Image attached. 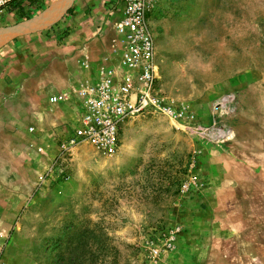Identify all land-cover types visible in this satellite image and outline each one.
<instances>
[{"label": "rangeland", "instance_id": "obj_1", "mask_svg": "<svg viewBox=\"0 0 264 264\" xmlns=\"http://www.w3.org/2000/svg\"><path fill=\"white\" fill-rule=\"evenodd\" d=\"M82 10L20 37L16 90L37 87L39 102L97 75L113 16L88 29L89 55L61 52L72 26H92ZM25 19L16 8L0 26ZM148 22L158 86L180 114L126 121L116 153L67 146L74 117L50 128L25 93L18 114L2 106L0 264H264V0H154Z\"/></svg>", "mask_w": 264, "mask_h": 264}, {"label": "built area", "instance_id": "obj_2", "mask_svg": "<svg viewBox=\"0 0 264 264\" xmlns=\"http://www.w3.org/2000/svg\"><path fill=\"white\" fill-rule=\"evenodd\" d=\"M19 0H0V13L17 8ZM27 0L20 2L21 6ZM154 0H112L108 15L114 18L117 39L103 59L99 72L75 90L77 125L67 146L91 145L111 155L120 147L123 124L145 113L176 117L179 111L158 86L155 43L148 13ZM65 96L52 95L51 103ZM157 253V250H154Z\"/></svg>", "mask_w": 264, "mask_h": 264}, {"label": "crops", "instance_id": "obj_3", "mask_svg": "<svg viewBox=\"0 0 264 264\" xmlns=\"http://www.w3.org/2000/svg\"><path fill=\"white\" fill-rule=\"evenodd\" d=\"M111 2L112 0H73L72 4L65 9V11L61 14L58 20L66 19L65 15H68V14H70L69 16L76 18V14H79L82 9H83L82 12L85 11V8L88 5L90 6V3H91V7H92L91 12L93 13L92 17H90V15L84 14L82 18H85V19L91 18L90 20H91L92 26L85 25L82 28L86 31L85 35L81 37L75 36L76 37L75 38L73 34L76 33V26H72L70 23L69 25L72 26V28H74V30H72L74 33L72 34L73 36L69 34L67 35V37H65L61 41V52L62 53H65V52L69 53L70 49H74L76 52L75 53L76 55L82 54V56H84L85 53L89 55V53L93 52V49L96 47L98 41L96 40L95 37L92 39L88 38V40H86L87 39L86 33L88 32V29L90 30V28H92V31L94 32H98L99 30H102V28H104L105 24L108 21L107 17H108V11H109V6L111 5ZM68 9H70L69 12L67 11ZM102 10L104 11L103 15L97 14V13L102 12ZM14 11H16V8L5 10L4 12L13 13ZM72 13H76V14L72 15ZM58 20H56L55 22H57ZM71 21H74V20H71ZM17 23L15 21L14 23L9 24L7 26H0V30L7 28V27H12L13 25ZM43 29H40V30H43ZM80 32L83 33L84 31L81 30ZM27 34H30L31 36V33H27ZM27 34L12 36L10 39L0 44V66H1L0 68V106H1L0 116L5 109L2 106L6 104L12 105L14 107L13 108L14 113L18 114L20 112V109L24 107V101L22 100L21 96H23V94L25 93L24 95L26 96V98H28L29 107L32 108L33 111H35L36 108H39V106H42V104L45 105V108H47L48 110H51V112L45 116L50 128L51 127L54 128V126L61 124V122H63L66 119V116H68V114H71L74 117V120H76L77 119L76 104H74L75 107H73L71 106V102H74V103L75 101L77 102L75 90L80 86V84L84 80L80 83L77 82L76 86L72 87L73 88L72 90H71V87L66 89L67 86H61V87H58L55 85L47 86L46 88L47 94L43 96L42 98H40L39 102L37 100V94H36L37 87L31 88L33 86H29V88H27V90L24 89L23 92L20 91L19 89L16 90V67L21 65L22 62L20 61L26 60V59H23L21 56H19L18 53L16 52L18 49H20V46H21L22 40H19L20 37H24ZM73 39H76V40H73ZM73 74L74 76H76L75 79L77 81L81 79V74L79 73V71L77 70L76 72L73 71ZM7 75L9 76V78H6ZM10 86L12 88H10ZM65 91L67 92L71 91V93L69 92L70 93L69 94V93H66ZM52 95H61L65 97L63 100L59 102L51 103L49 101V97ZM54 112H56V114ZM35 117L36 116H34L33 119H35ZM17 122H18V118L16 119V123Z\"/></svg>", "mask_w": 264, "mask_h": 264}, {"label": "bare ground", "instance_id": "obj_4", "mask_svg": "<svg viewBox=\"0 0 264 264\" xmlns=\"http://www.w3.org/2000/svg\"><path fill=\"white\" fill-rule=\"evenodd\" d=\"M72 2L73 0H53L47 8L42 10L35 17L20 21L12 27L1 29L0 44L10 39L12 36L32 33L49 26L59 19L61 14Z\"/></svg>", "mask_w": 264, "mask_h": 264}, {"label": "trees", "instance_id": "obj_5", "mask_svg": "<svg viewBox=\"0 0 264 264\" xmlns=\"http://www.w3.org/2000/svg\"><path fill=\"white\" fill-rule=\"evenodd\" d=\"M22 0H19L18 2H16V6H17V10L19 12V15L20 17H24V18H29L30 15L26 14V15H23V6L20 5V2ZM28 1V7H31L32 5H35L36 4V0H27ZM37 7V6H36ZM39 8V7H38ZM68 12L70 11V9L67 10Z\"/></svg>", "mask_w": 264, "mask_h": 264}]
</instances>
